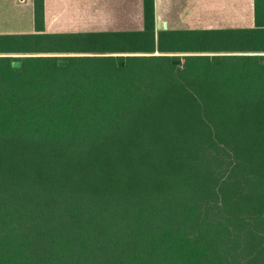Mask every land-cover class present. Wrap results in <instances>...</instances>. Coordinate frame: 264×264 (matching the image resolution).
Segmentation results:
<instances>
[{"label":"trees","instance_id":"obj_1","mask_svg":"<svg viewBox=\"0 0 264 264\" xmlns=\"http://www.w3.org/2000/svg\"><path fill=\"white\" fill-rule=\"evenodd\" d=\"M263 9L57 33L33 0L0 35V264H264Z\"/></svg>","mask_w":264,"mask_h":264},{"label":"crops","instance_id":"obj_2","mask_svg":"<svg viewBox=\"0 0 264 264\" xmlns=\"http://www.w3.org/2000/svg\"><path fill=\"white\" fill-rule=\"evenodd\" d=\"M113 8L104 15L100 7L104 0H44V28L46 32L101 31L105 29L87 27L94 22L119 21L118 9L123 13L124 3L130 4L128 17L123 20L140 22L142 20L143 0H110ZM215 5V21L239 20L250 22L242 26H223L215 24L210 27H247L254 24V0H209ZM155 20H160L163 28H203L178 26L198 13V2L203 0H153ZM95 3V4H94ZM264 6V0H263ZM203 11L200 10V13ZM104 15V16H102ZM113 15L114 18L112 17ZM234 15V16H233ZM122 19V18H121ZM264 19V9H263ZM82 23L78 28L76 23ZM171 22H175L172 25ZM177 22V23H176ZM160 27V28H161ZM159 28V27H157ZM122 29V28H121ZM107 30V29H106ZM113 30V29H108ZM115 30V29H114ZM34 31L33 0H0V35L26 34Z\"/></svg>","mask_w":264,"mask_h":264},{"label":"rangeland","instance_id":"obj_3","mask_svg":"<svg viewBox=\"0 0 264 264\" xmlns=\"http://www.w3.org/2000/svg\"><path fill=\"white\" fill-rule=\"evenodd\" d=\"M126 1V0H124ZM212 1L209 0H203V4L198 2L197 4V9H198V13L197 15L194 16V18H188L186 20H183L182 22H178V26L182 25V26H187V27H210V26H215V24H219V25H223V26H242V25H247L250 22L248 21H239V20H220V21H215V5L211 4ZM95 4V3H94ZM112 9L113 5L112 2L110 0H104V5H102V7H100V11L102 14L107 15L109 13L108 9ZM130 8V4H125L124 3V7H123V13H121L120 8L118 9V18H120L119 21L116 22H106L105 24L102 23H98V22H94L91 26H87V27H93V28H101V29H129V28H136L139 25V22H135V21H126L123 20V16L124 17H128V13H130V11H128L127 9ZM200 10H202L203 12L200 13ZM102 15V16H104ZM113 15L112 17L114 18ZM234 16V15H233ZM122 18V19H121ZM175 22H171L172 25H176L174 24ZM177 23V22H176ZM78 28H83L82 23L78 22L76 23ZM131 53H118L115 55H130ZM216 55L218 54H222V53H215ZM23 54H14V56H21ZM57 56H66V55H70L68 53H57L55 54ZM125 64V61H124Z\"/></svg>","mask_w":264,"mask_h":264},{"label":"water","instance_id":"obj_4","mask_svg":"<svg viewBox=\"0 0 264 264\" xmlns=\"http://www.w3.org/2000/svg\"><path fill=\"white\" fill-rule=\"evenodd\" d=\"M161 23L162 22L160 20H157L156 21V26L160 28L161 27ZM174 62L175 63H179V60H174ZM213 63L214 64H218L219 63V60H214ZM12 64H13L14 67H19L20 66V62L17 61V60L13 61ZM66 64H67V60H65L63 58H60L58 60V65L65 66ZM117 64H118V66L122 67V66H124V61L123 60H118Z\"/></svg>","mask_w":264,"mask_h":264}]
</instances>
